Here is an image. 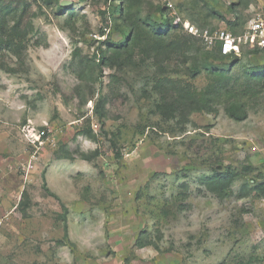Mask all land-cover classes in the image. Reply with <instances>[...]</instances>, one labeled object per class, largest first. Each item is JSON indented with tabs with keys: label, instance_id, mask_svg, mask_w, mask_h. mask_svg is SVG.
Listing matches in <instances>:
<instances>
[{
	"label": "rangeland",
	"instance_id": "374dc122",
	"mask_svg": "<svg viewBox=\"0 0 264 264\" xmlns=\"http://www.w3.org/2000/svg\"><path fill=\"white\" fill-rule=\"evenodd\" d=\"M172 3L208 35L229 22L241 33L264 13V0ZM108 6L0 0V264H264V54L248 45L209 65L218 44L177 27L150 51L143 31L132 54L99 68L131 22L103 16ZM160 7L144 0L134 12L159 21ZM161 80L176 93L169 101L195 91L204 110L181 100L173 119L162 116ZM235 103L245 120L228 116ZM228 167L230 188L210 190Z\"/></svg>",
	"mask_w": 264,
	"mask_h": 264
},
{
	"label": "trees",
	"instance_id": "16d2710c",
	"mask_svg": "<svg viewBox=\"0 0 264 264\" xmlns=\"http://www.w3.org/2000/svg\"><path fill=\"white\" fill-rule=\"evenodd\" d=\"M101 1V0H97ZM106 5H109V12L106 9V11L102 12V15L106 17V15H112L118 14L119 17L125 21H127V18L129 17L131 19V22H125L123 24L124 27V32H127V37L124 41H121L119 43H107V48L108 52L111 54L110 57L106 58L104 56L101 57V61L99 68L101 64H107L108 66L113 65V62L119 58L123 53H126L127 56L132 54V50L135 49L137 46H139L142 42V36L140 34L143 31L148 32V36L152 38V42L148 44V50L150 51L151 48L155 47L157 49H160L165 42H167L174 30L177 29L176 26L173 25L172 23V17L169 15V10L166 9L165 6L162 5V7L156 9V13L159 14L160 20L155 21L152 18V14L147 15L145 18H142L141 14L142 11L138 8L136 12H134V8L136 6H141L144 0H119V4L115 5L111 11V4L115 0H103ZM111 11V12H110ZM107 12V13H106ZM109 13V14H108ZM230 26L232 27L233 30H230L234 35H239L236 31V28L238 27V22H229ZM170 48H173V44H168L167 45ZM151 47V48H149ZM175 50V47H174ZM173 50V51H174ZM255 52L260 53L257 49H254ZM216 53V52H215ZM242 56H243V51H242ZM234 57L236 60H239L237 56L231 55V56H223L221 54V51L218 47V52L217 54H214V56H211V62L209 60V65H212L213 61H219L220 59L224 58H230ZM212 73H215L216 71L213 69L211 71ZM257 73H264V67L262 68H257L256 69ZM157 86L161 89L165 88L166 92H164V98L162 99V102L157 104V110L160 112L162 116H164L167 119H173L176 115V105L179 103L181 100H191L192 108L191 110L193 112H197L201 109L200 107H197L198 105V98H197V93L191 92L190 90L185 91V98L182 99L180 96L174 98L172 101L168 100L167 94L171 93V96H176L175 91L168 89L169 85L167 80H161L158 82ZM105 104H106V99L100 95L96 104H95V112L99 116L101 120L104 119V114H105ZM209 112H214L212 107H210ZM228 116L235 120V121H243L247 118V112L245 110V107L242 103H235L233 108H228L226 110ZM90 140L96 141V135L94 132L91 130V128L88 129L84 133ZM111 147L115 153V158L117 160L121 159V152L119 151L118 144L116 140H111ZM64 159H72L70 153H66ZM235 177V172L231 167H228L225 172H216L210 179V182L207 183V186L210 188V190L214 191L216 189H213V186L219 187L221 192H225L230 188V185ZM258 189L260 192H264V185H259ZM142 243L138 241V246H142Z\"/></svg>",
	"mask_w": 264,
	"mask_h": 264
},
{
	"label": "built area",
	"instance_id": "2783aa9c",
	"mask_svg": "<svg viewBox=\"0 0 264 264\" xmlns=\"http://www.w3.org/2000/svg\"><path fill=\"white\" fill-rule=\"evenodd\" d=\"M162 5L169 11L174 12L172 16V23L174 26L183 29L189 35L202 38L209 45L215 41L223 56L235 55L242 57L243 46H253L261 54H264V13H257L245 25L239 35H234L230 31L218 30L213 35L199 34V31L189 21L182 19L172 3V0H159ZM29 138L28 135L25 137ZM35 139H30L32 144L41 141V135L35 134Z\"/></svg>",
	"mask_w": 264,
	"mask_h": 264
}]
</instances>
